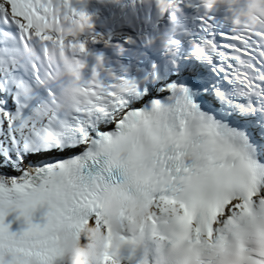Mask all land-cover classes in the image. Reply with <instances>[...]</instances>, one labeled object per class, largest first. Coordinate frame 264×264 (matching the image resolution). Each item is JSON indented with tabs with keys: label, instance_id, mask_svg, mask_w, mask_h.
Segmentation results:
<instances>
[{
	"label": "bare ground",
	"instance_id": "1",
	"mask_svg": "<svg viewBox=\"0 0 264 264\" xmlns=\"http://www.w3.org/2000/svg\"><path fill=\"white\" fill-rule=\"evenodd\" d=\"M4 2H6V4L8 3L10 6H12V7H14V8H17V7H20V3H21V0H0V3H4ZM178 16V15H177ZM250 20H254L253 18L252 19H250ZM263 23V26H264V21L262 22ZM264 53L262 52V55L261 56H264L263 55ZM259 70H260V72H262L261 73V76L263 77V79H264V71L262 70V69H260V68H258ZM66 97H64V99H65ZM250 99L251 100H255V97L254 96H251L250 97ZM217 108V107H216ZM244 115V114H243ZM235 118L237 119V120H240V121H242L241 119H242V117L241 118H239L238 116H235ZM245 118V117H244ZM237 126V125H236ZM241 127V126H240ZM247 128L248 129H246V131H245V133H244V135H245V137H248L252 132H251V127H249L248 125H247ZM241 130H242V127H241ZM261 138L262 139H264V134H262L261 135ZM252 138L250 137V138H248V140H251ZM19 168H21V166H19ZM9 173H13L14 174V169L13 168H11V171H8ZM262 172H264V171H262ZM113 218H111L110 220H107V223L105 224V225H101L100 226V233H101V231H102V234L103 235H101L100 233L98 234V235H93V239H94V243L96 244V246H98V245H101V243H103V242H106V241H108V230H110V229H112L114 226H115V224L116 225H123V222H117L116 223V220H112ZM131 225V223H128V226H130ZM100 243V244H99ZM99 247V246H98ZM80 255L79 254H77V257H79ZM74 260H75V262L77 263V264H79V262H78V260H77V258H74ZM72 264H74V262L72 263Z\"/></svg>",
	"mask_w": 264,
	"mask_h": 264
},
{
	"label": "rangeland",
	"instance_id": "2",
	"mask_svg": "<svg viewBox=\"0 0 264 264\" xmlns=\"http://www.w3.org/2000/svg\"><path fill=\"white\" fill-rule=\"evenodd\" d=\"M80 255V254H79Z\"/></svg>",
	"mask_w": 264,
	"mask_h": 264
}]
</instances>
